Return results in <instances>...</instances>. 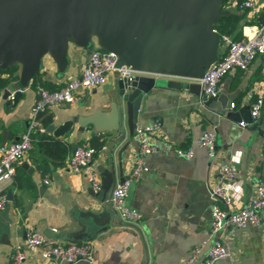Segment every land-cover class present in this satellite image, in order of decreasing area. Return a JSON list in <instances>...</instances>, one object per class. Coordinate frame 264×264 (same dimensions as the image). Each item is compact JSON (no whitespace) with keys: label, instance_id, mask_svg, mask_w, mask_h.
I'll return each instance as SVG.
<instances>
[{"label":"crops","instance_id":"0c3cea01","mask_svg":"<svg viewBox=\"0 0 264 264\" xmlns=\"http://www.w3.org/2000/svg\"><path fill=\"white\" fill-rule=\"evenodd\" d=\"M263 21L264 0H258L242 21L243 27ZM89 53L71 42L64 72L49 54L45 55L41 81L47 87H59L80 76ZM117 91L118 76L113 72L102 85L80 91L75 102L57 104L40 115L52 116L41 132L64 141L69 152L63 165L47 158L48 167L43 171L37 159L45 156L32 147L17 162L12 178L0 184V192L7 197V203L0 207V264H11L13 246L23 242L30 231L61 242H90L91 257L73 264H183L193 246L200 245L205 251L214 240L209 232L214 203L211 188L219 179L220 163L238 158L243 194L230 207L242 205L254 183L259 178L264 180V106L258 118L251 116L252 103L264 97V75L257 58L248 69H234L221 79L217 94L225 97L224 105L219 99L208 105L189 88H154L145 94L137 122L158 124L152 134L156 150L147 156L149 171L131 185L127 197L131 206L143 212V218L138 223L124 220L110 197L115 185L131 170L139 147L135 132H129L127 116L125 138L116 143V131L80 128L78 121L63 136L48 129L50 124L58 126L73 116L84 122L95 116L100 127L115 125L117 117L112 115L111 105ZM3 92L1 87L0 143L4 130H8L9 143L27 129L37 92L30 83L15 105L6 103ZM242 120L250 123L241 126ZM206 129L217 134L214 158L198 144ZM75 143L96 148L92 165L100 177V189L91 186L85 172L71 170L69 159ZM179 149H193L194 156H181ZM45 178L50 182L45 183ZM8 190L12 199H8ZM232 238V255L212 264H264V214L259 224L235 228ZM27 264L69 263L45 258L38 248L28 252Z\"/></svg>","mask_w":264,"mask_h":264},{"label":"water","instance_id":"95a60500","mask_svg":"<svg viewBox=\"0 0 264 264\" xmlns=\"http://www.w3.org/2000/svg\"><path fill=\"white\" fill-rule=\"evenodd\" d=\"M224 0H0V68L19 66V77L4 87L8 105L18 103L23 88L41 72L49 54L64 72L71 42L91 51L96 45L117 55V66H131L132 78H119L111 105L117 123L100 127L95 116L84 122L73 116L49 125L56 136L80 128L116 131L113 142L125 138V116L134 133L141 101L154 88H189L206 104L225 97L202 93L197 81L220 57L221 37L215 31L228 14ZM8 130L3 131L6 143ZM75 143L73 147L77 146ZM124 144L120 152L127 148ZM218 148V142H217ZM8 199H12L8 190Z\"/></svg>","mask_w":264,"mask_h":264},{"label":"built area","instance_id":"2783aa9c","mask_svg":"<svg viewBox=\"0 0 264 264\" xmlns=\"http://www.w3.org/2000/svg\"><path fill=\"white\" fill-rule=\"evenodd\" d=\"M258 0H243L241 7L254 9ZM232 5L237 1L232 0ZM215 31L217 29L215 28ZM260 59L261 73L264 75V21L259 25L243 27V36L234 39L229 34L221 36L220 57L206 70L204 76L197 81L202 93L207 96L217 95L221 79L234 69L246 70L257 59ZM119 72V78H132L136 71L131 66H117V55L99 47H93L80 76L65 81L56 89H50L43 84L36 85L37 98L32 107V118L21 137L13 142L0 143V184L9 181L16 170L17 162L33 147V137L44 127L40 115L55 105L77 100L80 91L90 90L102 85L110 73ZM264 97H258L251 107L252 119L261 114ZM250 122L240 121L241 126ZM155 122H137L134 127L139 142L137 154L128 174L118 182L112 190L110 202L121 217L132 223H138L143 218V212L131 206L127 197L131 185L143 178L150 167L147 156L156 150L152 134L157 129ZM198 144L204 147L209 156L217 154V134L206 129L198 138ZM96 148L89 143L78 144L70 159L69 166L74 172H85L91 186L98 190L101 180L97 170L92 165ZM178 154L187 158L194 156V150H178ZM238 158L232 157L219 165V179L211 188L214 200L209 232L215 236L210 246L203 251L202 246H193L183 264H212L214 261L232 255V232L237 227L256 225L262 222L264 214V180L259 178L253 185L251 194L238 207H230L235 200L242 197L243 190L238 181ZM50 180L45 178V183ZM7 203L4 192H0V207ZM40 249L41 254L49 259L65 260L73 264L81 259L89 258L93 246L90 242H61L49 238L38 231H30L23 242L13 246L11 264H27L28 252Z\"/></svg>","mask_w":264,"mask_h":264},{"label":"trees","instance_id":"16d2710c","mask_svg":"<svg viewBox=\"0 0 264 264\" xmlns=\"http://www.w3.org/2000/svg\"><path fill=\"white\" fill-rule=\"evenodd\" d=\"M237 4L232 5V0H224L223 7L230 10V12L218 20L215 24V28L218 31L220 37L223 34H229L234 39H240L243 36V22L249 11V7H241L243 0H236ZM252 23V22H249ZM95 47H98L97 45ZM100 48V47H99ZM19 77V66H12L9 69L0 68V88L5 87L10 80L18 79ZM41 72L36 74L32 80V84L36 86L37 84H44L41 81ZM48 86V85H46ZM50 89H56L57 86H49ZM52 119L51 114L41 116V121L43 125L47 126ZM33 147L38 148L41 153L45 156L43 158L37 159L38 167L41 170H45L48 166L47 158L52 159L56 164L63 165L66 162L68 155L67 144L57 138L49 136L46 132H39L33 137Z\"/></svg>","mask_w":264,"mask_h":264}]
</instances>
